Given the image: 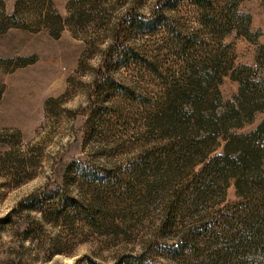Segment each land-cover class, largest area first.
I'll use <instances>...</instances> for the list:
<instances>
[{
	"label": "rangeland",
	"instance_id": "obj_1",
	"mask_svg": "<svg viewBox=\"0 0 264 264\" xmlns=\"http://www.w3.org/2000/svg\"><path fill=\"white\" fill-rule=\"evenodd\" d=\"M4 1L11 11L16 0ZM70 1L53 0L63 17L68 16ZM109 1L108 6L93 10L94 16L83 26H67L57 38L46 29L10 28L0 34V83L4 85L0 99V217L40 187L62 183L65 169L75 160L127 168L137 181L127 193L101 207L108 216L93 227L48 222L31 230L26 227L38 213H13L10 221L0 223V264H264L262 251L232 244L233 234H246L244 215L214 216L221 209L238 208L239 202L248 199L238 195L234 178H228L224 186L212 180L203 184L201 156H177L179 162L171 167L161 160L153 167L135 164L137 157L166 141L146 105L149 94L159 90L146 69L129 65L114 72L142 102L121 94L114 99L105 95L104 103L112 105L108 116L92 115L89 95L94 67L110 42L109 27L136 2ZM140 1V10L148 14L157 0ZM238 1V11L250 18L249 27L242 28V34L236 30L225 33L223 44H230L236 64L255 66L264 74V3ZM171 13L180 24L190 26H196L201 15L187 4ZM130 39L152 61L164 53L165 35L160 31L133 34ZM19 56L35 60L12 69L13 61L6 60ZM219 88L224 101L232 100L238 82L225 76ZM262 116L256 113L251 123L238 130L230 128V132L252 130ZM222 150L223 141L218 137L210 154ZM203 151L201 155L208 153L207 148ZM175 191L181 202L173 215L167 200ZM181 231L186 236L199 235L185 252L176 250L175 237ZM139 255L140 259L135 258Z\"/></svg>",
	"mask_w": 264,
	"mask_h": 264
},
{
	"label": "trees",
	"instance_id": "obj_2",
	"mask_svg": "<svg viewBox=\"0 0 264 264\" xmlns=\"http://www.w3.org/2000/svg\"><path fill=\"white\" fill-rule=\"evenodd\" d=\"M140 2L136 0L134 7L109 27L110 42L94 67L89 95L92 115L108 116L112 105L104 103L105 95L114 99L115 94H121L142 102L140 95L118 80L114 72L129 65L146 69L159 86L157 93L149 94L146 105L166 141L158 151L137 157L135 164L153 167L161 160L171 167V163L179 162L180 155L201 156L198 161L203 162V184L212 180L224 186L228 178H234L238 195L248 199L238 203L239 209H221L214 216L244 215L246 234H233L232 244L251 246L264 256V74L255 66L236 64L230 44H223L225 33L236 30L242 34V28L249 27L250 18L238 11V0H157L148 14L140 10ZM109 4V0H71L68 16L63 17L53 0H16L9 12L5 1L0 0V34L10 28L46 29L57 38L67 26H83L94 16L93 10ZM186 4L201 11L196 26L180 24L171 13ZM157 31L165 35V50L160 59L152 61L130 36ZM34 60L35 57L19 56L6 61H13L14 69ZM225 76L238 82L237 92L228 101L223 100L219 88ZM3 91L0 83V99ZM45 110L48 112L49 102L45 103ZM256 113L263 116L255 128L230 132V128L238 130L251 123ZM218 137L223 141V150L210 154ZM206 148L208 153L201 155ZM130 173L127 168L72 161L64 171L62 183L52 187L47 184L23 197L0 217V223L10 221L13 213L35 212L39 215L34 216L32 227L27 229L36 230L48 222L96 226L108 216L101 207L127 193L130 184L137 181ZM176 194L179 193L167 200L173 215L181 202ZM174 225L175 220L170 226ZM175 240L176 250L185 252L199 240V235L186 236L181 231Z\"/></svg>",
	"mask_w": 264,
	"mask_h": 264
}]
</instances>
